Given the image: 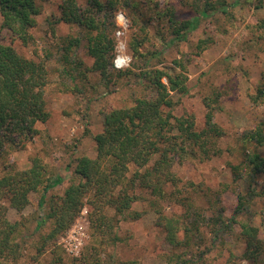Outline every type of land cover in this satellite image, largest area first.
Wrapping results in <instances>:
<instances>
[{
  "label": "trees",
  "instance_id": "obj_1",
  "mask_svg": "<svg viewBox=\"0 0 264 264\" xmlns=\"http://www.w3.org/2000/svg\"><path fill=\"white\" fill-rule=\"evenodd\" d=\"M47 1L0 0L4 32L0 33V158L24 151L28 143L41 135L38 125L51 119L46 90L51 84L48 62L53 55L46 51L45 59H41L35 51L39 58L36 60L16 49L17 42L24 47L36 45L32 31L42 11L39 3ZM179 2L189 10V17L183 18L174 0H87L84 5L79 0H64L59 15L51 17L49 26L53 34L60 24L79 31L77 36L65 37L60 48V77L75 83L77 77L87 81L89 73L98 74L100 84L108 92L115 91L113 87L121 79L133 80L141 86L142 94L134 97L131 106L108 105L102 110L103 130L95 136L97 156L76 158L73 176L63 194L47 197L62 180L52 181L48 166L38 157L33 158L28 169H13L0 176V264L15 263L21 256V224L11 222L8 212H24L33 194H41L39 205L43 211L36 227L40 236L37 257L52 253L51 264H64V257L57 252V241L85 207L89 208L91 242L79 257L72 258L73 264H104L107 249L124 241L116 231L118 224L136 222L149 214L155 216V226L161 234L157 253L166 264H204L205 255L215 249L216 242H227L230 237L244 243L243 260L260 264L264 258V238L259 228L243 217L255 198L264 201V186L260 187L263 182H259V178H264V125L241 136L244 161L233 166L232 172L236 181L244 180L248 188L237 195L235 208L224 206L221 194L213 188L184 182L180 168L190 161H211L223 151L219 143L226 131L216 122V115L222 111L226 94L217 91L204 99L205 125L198 129L195 115L175 114L180 105L176 96L189 93L186 66L174 60V66L158 68L162 61L160 52L144 51L151 44L152 30L164 47L178 46L203 22L218 23L222 16L233 17L239 2ZM247 2H255L257 9L264 8V0ZM120 8L126 9L131 18L129 50L134 63L132 68L117 71L113 65L117 27L112 19ZM259 29H264V19ZM214 43L212 37L200 40L198 54ZM80 49L92 60L91 65L76 59ZM62 83L59 85L64 93L79 91L78 86L71 89ZM257 91L252 97L256 105L264 101V74ZM142 193L150 196L145 199L149 208L138 212L134 205L144 199ZM197 199L207 205V210L197 205ZM171 206L186 209V215L167 213L166 207ZM111 210L115 211L114 216H110ZM206 212H212V216ZM204 225L211 234L209 246L197 256H190L205 240L201 230Z\"/></svg>",
  "mask_w": 264,
  "mask_h": 264
},
{
  "label": "rangeland",
  "instance_id": "obj_2",
  "mask_svg": "<svg viewBox=\"0 0 264 264\" xmlns=\"http://www.w3.org/2000/svg\"><path fill=\"white\" fill-rule=\"evenodd\" d=\"M63 1L48 0L39 3L42 11L37 17L38 25L32 31L37 39L36 45L24 47L20 42L16 43L17 51L27 58L39 60L35 56V51L41 59H45L46 51L53 55L48 62L51 84L46 90L51 119L46 124L38 125L41 135L28 143L24 151L12 152L0 158V176L13 169L26 170L31 166L33 158H40L48 166L50 171L48 176L52 181L58 178L62 180V184L46 194L47 197L51 194L64 193L73 176L77 157L95 158L97 156L95 136L103 130L102 110L108 105L131 106L134 97L142 94L141 86L135 83L136 81L132 82L133 80L128 82L127 79H121L118 85L113 87L115 91L108 92L100 84L101 78L98 74L89 73L87 81L77 77L75 83L66 80V77L65 79L60 77L63 69L62 64L59 63L60 48L65 37L79 34L76 27L65 24L56 27V34L51 32L49 20L52 16L59 15V6ZM142 1L135 0V2ZM230 1L235 2V0ZM79 2L84 5L87 0H79ZM174 2L179 7L183 18L190 16L189 10L184 8L179 0ZM238 2L233 9V17L222 16L218 18V23L217 21H212L211 24L209 21L203 22L196 31L188 34L187 41L178 46L174 44L164 47L161 39L155 36L152 30L151 44L144 48L146 53L160 52L162 61L158 68L172 67L175 65L174 60H180L186 66L189 93L176 96V99L180 100V105L175 114L177 116L185 113L195 115L198 129H203L205 125L204 99L211 97L217 91L226 94L222 98V111L216 115V122L226 131V136L219 143L222 153L205 163L190 161L179 169V174L184 182L203 184L219 192L223 205L231 209L236 207L239 192L245 193L248 188V183L244 180L236 181L232 172L233 166L244 161L241 136L245 132L256 129L260 124L264 125V101L256 105L252 100V97L258 93V87L263 84L264 29H259V26L264 19V8L257 9L255 2L248 4L247 0H238ZM119 12L125 13L130 21L126 32V42L128 53L132 56L129 50L132 34L131 18L126 9L120 8L114 13L112 19L115 25L116 14ZM0 33H4L1 14ZM208 37H212L215 43L198 54V42ZM76 59L84 61L87 65L92 64V60L83 49L77 52ZM153 61L156 62V59ZM60 82L71 89L78 86L79 91L76 94L64 93L63 86L59 85ZM94 86L99 87L93 90ZM262 149L264 153V148ZM259 182H263L260 187L264 186V178H259ZM142 197L144 199L134 205V210L138 212L149 208L145 201L150 198L149 194L142 193ZM40 199L41 194H33L31 204L24 212L18 213L13 209L8 212L9 220L20 222L22 230L18 239L21 256L12 264H51L54 261L52 253L37 257L40 236L36 227L39 218L43 215L39 205ZM197 205L202 209L208 208L200 199H197ZM83 209L88 210L89 219V208ZM166 211L186 215V209L180 206L166 207ZM81 212L71 228L57 241L59 247L57 252L64 257V264H73L72 258H76L65 247V240L70 235V230L78 223L77 219ZM109 214L114 216L115 211L111 210ZM206 215L210 217L212 212H206ZM244 219H249L253 226L259 228L261 237L264 238V201L262 199H254V205L249 212L245 213ZM89 226L90 222L84 225L85 235L82 236L84 241H82L79 256L91 242ZM201 230L205 240L199 248L194 249L195 253L190 252V256L204 252L209 246L211 234L208 233L206 225ZM116 231L124 241L107 249L103 255L104 264H166L157 253L161 234L155 226L154 215H146L136 222L121 221ZM220 242H216L215 249L205 255L204 264H254L242 259L244 243L237 237H230L224 243ZM260 264H264V258Z\"/></svg>",
  "mask_w": 264,
  "mask_h": 264
},
{
  "label": "built area",
  "instance_id": "obj_3",
  "mask_svg": "<svg viewBox=\"0 0 264 264\" xmlns=\"http://www.w3.org/2000/svg\"><path fill=\"white\" fill-rule=\"evenodd\" d=\"M116 27L117 30L115 32V57L113 60L114 68L117 71L126 70L131 67L133 63L132 56L128 53L127 42H126V32L130 26V21L127 15L123 12H119L116 14ZM78 223L74 226L73 229L70 230V235L65 240V247L67 250L72 253L74 256H79L81 252V247L83 245L84 238L82 236L85 235L84 225L88 224V210L83 209L80 217L77 219ZM82 240H81V238Z\"/></svg>",
  "mask_w": 264,
  "mask_h": 264
}]
</instances>
